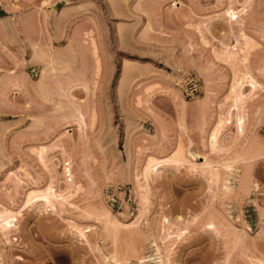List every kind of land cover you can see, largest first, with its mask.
<instances>
[{
	"label": "rangeland",
	"instance_id": "374dc122",
	"mask_svg": "<svg viewBox=\"0 0 264 264\" xmlns=\"http://www.w3.org/2000/svg\"><path fill=\"white\" fill-rule=\"evenodd\" d=\"M4 208L0 264H264V0H0Z\"/></svg>",
	"mask_w": 264,
	"mask_h": 264
},
{
	"label": "bare ground",
	"instance_id": "6f19581e",
	"mask_svg": "<svg viewBox=\"0 0 264 264\" xmlns=\"http://www.w3.org/2000/svg\"><path fill=\"white\" fill-rule=\"evenodd\" d=\"M233 11L231 10L230 11L231 13L230 12L229 13H230L231 16L234 17L235 16V11L234 12ZM231 16H230V18H231ZM240 95H242V94L240 93L239 96ZM240 98H241V96H240ZM157 164H158L157 160L155 161V160L149 158V160L147 161L146 166L144 167V170H143V175H144L145 179H148L147 178L149 176L148 173L151 170H153L156 167ZM40 191L41 192L39 194H35V195L33 193L29 192L28 201H31L32 199H34V197H37V198H40V199L44 200L46 203L54 204L55 201H57V203H58V202H61L62 200L64 201V199H65V198L64 199L63 198L60 199L59 197H61V194H59V193L57 194V192L54 191V189L51 186L47 187L46 190L44 189L43 191L42 190H40ZM12 215L13 214H11V211L8 210L7 208H4V209H2L0 211V231H2L3 234L7 233L10 230V228L14 225V218H13L14 215L13 216ZM109 220H112V219L109 218ZM113 222H116L117 224L118 223L119 224L122 223V222H119L118 220H113ZM181 233H183V231H181ZM104 258L106 260V264H121L122 263V259H119L117 253H115V252L112 253V254L105 253L104 254Z\"/></svg>",
	"mask_w": 264,
	"mask_h": 264
}]
</instances>
